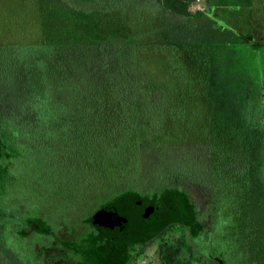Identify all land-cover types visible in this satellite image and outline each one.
<instances>
[{"label":"trees","instance_id":"16d2710c","mask_svg":"<svg viewBox=\"0 0 264 264\" xmlns=\"http://www.w3.org/2000/svg\"><path fill=\"white\" fill-rule=\"evenodd\" d=\"M194 1L19 0L24 18L34 19L30 10L39 7L40 27L33 24L27 33H42L29 39L9 32L6 38L0 30V83L25 85L19 103L0 109V205L29 189L41 206L65 211L56 214L58 226L72 218L74 226L86 222L93 229L87 235L61 242L79 263L96 261L101 236L93 235L94 220L106 221L117 209L138 217L146 211L154 220L141 238L122 239L134 241L133 252L158 239L161 264L200 261L205 225L196 219L187 188L198 185L221 202L242 172L261 178L264 0H206L205 10L192 13ZM145 51L166 53L171 69L182 64L183 51L190 77L208 80L210 116L215 93L223 97L225 116L211 117L195 159L183 147L189 143L166 130L171 113L163 110L161 90L137 75ZM218 80L222 90L214 88ZM37 213L14 237L50 235ZM237 216L241 252L250 250L255 259L254 222ZM176 230L188 233L189 242L164 238Z\"/></svg>","mask_w":264,"mask_h":264},{"label":"rangeland","instance_id":"374dc122","mask_svg":"<svg viewBox=\"0 0 264 264\" xmlns=\"http://www.w3.org/2000/svg\"><path fill=\"white\" fill-rule=\"evenodd\" d=\"M19 2V0H17ZM14 1V3L9 2V0H4L0 2V30L3 31V36L8 38L9 32H14L15 35H21L22 37H27L29 39H33V37H38L42 33L39 28H36L35 35L33 33L29 35L27 31L29 29L34 28L33 24L37 27H40V12L37 11L39 8L37 5H34L30 11L34 12V19L24 18L26 11L20 7H17L18 3ZM206 0L194 1L189 10L193 13L196 10H205L206 8ZM29 8V9H30ZM85 10H96L91 6L80 7ZM91 8V9H90ZM104 8V7H103ZM100 8V9H103ZM22 9V10H20ZM90 13V12H89ZM97 14V12H95ZM91 17V21H93L94 14ZM99 19H102L100 14H97ZM96 17V16H95ZM82 18H85L82 16ZM85 21V19H83ZM90 21V22H91ZM40 30V32H39ZM43 36V35H42ZM217 53H220L219 51ZM179 56H182V64L178 62V69L175 70V75L173 72L174 69H171L166 59L165 54L153 53L152 51H145V53L141 54V58L139 60L137 75L139 79L149 85H153L158 87L163 94V97L166 98L164 103V111H168L171 113L170 118H168V122H170V128L165 124L166 130L170 129L169 133L172 132L176 140H180L184 143H189L187 145H183V147L188 148L187 155H192V159L195 154L197 155L202 153V144L206 142L209 126L211 124V117L214 119H220V116H225V111L222 112L219 110L220 105H222L223 97L214 95V104L216 109H214V113L210 116L211 113V105L208 96V80L202 77L197 76L196 78H191L188 74L187 68L190 70V66L185 65V54L183 51H180ZM182 68V69H180ZM184 68V69H183ZM219 74L222 70L219 68ZM218 71V70H216ZM186 76V77H185ZM190 77V78H189ZM207 80V81H206ZM219 82V83H218ZM214 82L215 89H221L220 81ZM25 85L23 82L13 81L12 83H0V109H4L6 103H19L21 100V95L23 91V87ZM189 87L191 90H189ZM190 93L185 97L186 90ZM220 94V93H219ZM4 104V105H2ZM7 105V104H6ZM179 108L182 110V114H176V111H179ZM180 112V111H179ZM178 136H177V135ZM203 147V146H202ZM195 159V158H194ZM242 172L243 178L238 182L237 180H233L229 183V188H226V196L222 199L221 202H216L218 208L222 211L219 214V222L217 226L213 225L214 231L211 235H214L216 242L213 243L214 246L221 245L222 250L224 249V232H228L227 237L229 238V234L233 233V237L235 232L239 230L238 224L236 222L237 218L244 217V220L249 219L250 222H254V228L252 231L255 234V240L252 241V245L256 247L254 252L255 259H252V252L248 250L246 254L241 252L240 245H235L237 247L238 253L236 256L233 255L230 263L231 264H264V169L261 173V178L256 179L253 177L252 173ZM19 183V182H18ZM232 185V186H231ZM233 185L239 186L237 190L233 188ZM188 194L190 195L193 202V209L197 213L198 218L201 221L208 220V215L212 214V221L214 222L215 217L212 212V207L209 203H204L203 201V191L204 189L198 185H192L187 188ZM203 190V191H202ZM205 192V191H204ZM207 193L205 192V195ZM208 196V194L206 195ZM215 199V196H213ZM25 199L29 200L27 214H31L32 212L36 213L41 210V197L38 194L32 192V190H24L20 194H16L13 196L12 200L6 204L0 205V215L5 219L1 224L0 229V238L2 242L6 245H14L16 250V244L20 240L15 236L14 231L20 227L18 223L19 220L23 216V209L19 203H22ZM213 199V200H214ZM15 202V203H14ZM19 202V203H17ZM210 207L212 210H210ZM55 209V208H54ZM54 214H59L61 217L65 216V211H60L55 209ZM57 216V215H56ZM12 220L13 226L8 228L5 227L6 222ZM10 226V225H9ZM146 228H152L153 226L149 223L148 220L145 221ZM8 228V229H7ZM10 230L11 237L10 241L6 235V232ZM218 231V232H217ZM219 233V236H218ZM169 237V240H174L175 238L185 237L187 241L189 238L184 236L179 230L169 232L166 234ZM213 237V236H212ZM204 240L206 241V245L211 242L210 236H204ZM240 242V241H239ZM11 243V244H10ZM157 244L158 241L153 242L152 246L146 249V254H141L137 260V263L142 258H146L147 260L155 261L160 264L157 255ZM152 247L155 249V252H150ZM206 249L202 251H198L199 260L193 264H208L209 260L204 252ZM8 252V251H7ZM18 252V251H17ZM9 253V252H8ZM201 255H200V254ZM13 253L11 256L6 254L2 246H0V264H13V262L17 261L15 257H13ZM182 256H186V253L183 252ZM244 257V258H243Z\"/></svg>","mask_w":264,"mask_h":264},{"label":"flooded vegetation","instance_id":"af4514ba","mask_svg":"<svg viewBox=\"0 0 264 264\" xmlns=\"http://www.w3.org/2000/svg\"><path fill=\"white\" fill-rule=\"evenodd\" d=\"M203 191V190H202ZM203 201L204 203H209L210 210H212L213 215L215 217V221L212 220V214L208 215V220L201 221L198 218L197 215V221L202 222L205 225V228L202 231V234L204 236L208 235L210 236L211 242L208 244V247L205 244L202 245V248H200V251L204 250L207 258L211 262H215L217 264H231L230 261L234 256L237 255L238 250L235 245H242V243L237 241V234L238 230L235 232V235L233 237V233L229 234V238L227 237L228 232H224V242L225 246L222 250L221 245L214 246L213 243L216 242V239L219 237L214 238V235H211L214 231V226H217V223L219 222V214L222 211L220 208L216 205V197L214 199V193L210 194L209 196L205 195V192L203 191ZM214 199V200H213ZM20 206L24 211L22 218L19 220L20 227L18 229H15V232L18 230L23 229L27 224L28 220L31 214H27L28 210L30 209L28 207L29 202L24 203L22 199V203H19ZM52 208H45V206H41V210L38 211L37 216L41 217L44 222H48V225L50 226L51 233L50 235L40 234L36 235L34 233L30 234L27 237H17L19 242L16 244V250L14 248V245H6L4 244V241L1 243L3 251L11 256L13 253V257L17 259V261L13 262V264H139L137 263L138 258L142 254H146V249L151 247L153 242L159 241L158 239H155L149 243H147L145 246L142 247V249L138 252H133V240H124L122 239L126 238L124 236V232H130L129 234H134L136 232V228L139 226L140 222L144 220V226L145 221L148 220L147 217L141 214L140 217L138 215H130L128 213H122L118 209L115 210L110 219L103 221L102 218L95 219L94 223L97 226L95 231H93L94 234H99L100 239L97 241V247L98 252L96 255H98L96 261L94 262H88L87 259L84 257L82 260V263H79L78 260L72 256L69 255V251L67 247L61 242L63 240L67 239H75L77 237H83V235H87L89 231L93 230L92 228H89L87 226V223L83 221L80 222V219H78L79 223L76 222V218H72L73 223L68 220L66 224L60 222V225L58 226L56 215L54 214V206H51ZM28 209V210H27ZM197 214V213H196ZM85 216V215H84ZM112 224L113 229H108V225ZM11 225V229H12ZM155 226V225H154ZM58 227V230L56 229ZM107 227V228H105ZM8 229V228H7ZM14 231V230H12ZM218 232V231H217ZM10 230L6 232L7 237L9 238V241L11 239ZM182 233V232H181ZM121 234V235H120ZM146 233H140L138 235V238ZM184 236H187L189 238L188 233H182ZM131 236V235H129ZM164 238L169 239V237L163 235ZM213 236V237H212ZM219 236V233H218ZM144 237V236H143ZM133 238V237H131ZM184 238V237H179ZM189 242V241H188ZM159 243V242H158ZM197 247V246H196ZM9 253H8V252ZM18 251V252H17ZM155 252V249L152 247L150 252ZM157 255H159L158 251V244H157ZM244 258V257H243ZM159 259V256H158ZM152 260H147L146 258H142L140 260V264H151ZM161 264V263H160Z\"/></svg>","mask_w":264,"mask_h":264},{"label":"water","instance_id":"95a60500","mask_svg":"<svg viewBox=\"0 0 264 264\" xmlns=\"http://www.w3.org/2000/svg\"><path fill=\"white\" fill-rule=\"evenodd\" d=\"M141 214L148 218L149 223H150L153 227H152V228H146V227L144 226V223H143L144 220H143V221L141 220V221H139L140 224H139V226L136 228L137 230H136V232H134V234H129L130 232H128V233H127V232H124V236H126V237H137L140 233H143L144 231H148V230L154 228L155 223H154V220L150 217V213L145 211V212H142ZM107 227H108L109 230H110V229H113L112 224L108 225ZM107 227H105V228H107ZM120 235H121V234H120ZM129 235H131V236H129Z\"/></svg>","mask_w":264,"mask_h":264},{"label":"built area","instance_id":"2783aa9c","mask_svg":"<svg viewBox=\"0 0 264 264\" xmlns=\"http://www.w3.org/2000/svg\"><path fill=\"white\" fill-rule=\"evenodd\" d=\"M195 1L197 2V1H199V0H195ZM151 264H158V263H156V262H152Z\"/></svg>","mask_w":264,"mask_h":264}]
</instances>
